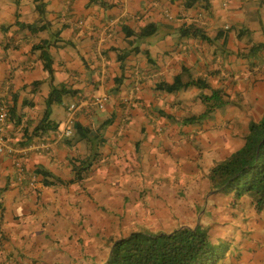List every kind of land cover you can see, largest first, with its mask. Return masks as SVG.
Wrapping results in <instances>:
<instances>
[{
	"label": "crops",
	"instance_id": "crops-1",
	"mask_svg": "<svg viewBox=\"0 0 264 264\" xmlns=\"http://www.w3.org/2000/svg\"><path fill=\"white\" fill-rule=\"evenodd\" d=\"M3 1L14 7L15 0ZM186 1L41 0L48 32H61V47L52 49L58 57L50 52L54 85L72 91L66 120L68 106L78 102L75 125L90 136L81 140L75 133L49 152L28 151L23 177L13 157L0 155V264L91 262L88 244L104 239V219L126 218L128 236L170 233L199 215L221 221L219 211L226 212L230 242L219 264H264V212L246 198L212 192L210 180L212 169L244 146L251 123L264 115V0H208L209 10L201 0L189 8ZM30 2L36 14L35 0H21L19 9L0 6L11 19L0 48L12 45L18 55L0 59V104L16 105L3 134L16 149L54 137L31 136L51 87L29 31L13 26L18 11L20 22L32 24ZM191 25L211 42L183 37L181 30ZM12 31L21 35L13 38ZM259 45L262 50L250 55ZM184 69L185 83L190 76L209 89L158 90L173 85ZM213 91H222L228 105L184 124L205 115L201 97ZM95 99H103V109ZM115 233L104 241L115 240Z\"/></svg>",
	"mask_w": 264,
	"mask_h": 264
},
{
	"label": "trees",
	"instance_id": "trees-1",
	"mask_svg": "<svg viewBox=\"0 0 264 264\" xmlns=\"http://www.w3.org/2000/svg\"><path fill=\"white\" fill-rule=\"evenodd\" d=\"M20 1L17 0V5ZM201 1L205 3L204 8L209 10L208 0ZM196 2L197 0H187L186 7H192ZM35 3L40 19L35 23L26 24L20 22V18L17 17L13 25L22 32L45 33V37L38 44L33 45L32 51L40 54V60L47 75L46 83L50 84L51 92L46 100V111L31 135L32 138L36 135H47L59 129V125L51 121L52 106L62 105L64 97L72 94V91L65 85H54V60L50 51L61 47L58 46L61 32H48L49 23L45 20L44 5L41 0H35ZM43 20H45L44 23ZM10 28H4V33L6 34ZM181 34L183 37L201 38L203 41L211 42L201 29L192 25L183 28ZM262 48V45L253 47L249 54L254 55ZM127 58L128 53L121 54L120 63L123 65ZM185 74L189 75L186 69L176 77L173 85L161 84L158 90L173 94L191 87L209 89L206 81L194 80L190 76L189 81L185 83ZM201 100L207 106L205 115L200 118L187 119L184 124H192L205 119L229 103L222 91H213L211 96H202ZM6 105L10 109L9 120L12 121L11 109H16V105L14 107L7 103ZM74 130V134L76 133L81 140L90 136V131L78 124L75 125ZM77 180H81L79 175ZM210 180L212 192L225 190L235 201L249 199L248 201L251 200L255 204L258 213L264 212V115L259 122L251 123L244 146L227 161L212 169ZM210 231H213V228H210ZM210 231L201 225H196L195 228L180 227L170 233L136 231L113 240L108 258L101 263L94 264H219L221 256L214 245L217 241H213V237L209 234Z\"/></svg>",
	"mask_w": 264,
	"mask_h": 264
},
{
	"label": "rangeland",
	"instance_id": "rangeland-1",
	"mask_svg": "<svg viewBox=\"0 0 264 264\" xmlns=\"http://www.w3.org/2000/svg\"><path fill=\"white\" fill-rule=\"evenodd\" d=\"M5 1L10 2V0H5ZM218 1H222V0H218ZM213 2H215V1L213 0ZM2 3L6 4L3 0H0V6ZM15 4H16V7L18 8L17 0H15ZM15 4H14V7H15ZM10 7H13L12 3L6 4V9H9ZM14 7H13V9H15ZM29 7L31 8L32 12L29 14L30 16L27 20H28V22L35 23L36 21H38L40 19V15L36 11H35L36 14L33 13L32 2L29 3ZM3 10L5 11V9H3ZM28 11L30 12V10H28ZM1 14H3L2 10H0V31H1V25L7 28L10 25L8 22L11 21V19L9 17L3 18V15H1ZM13 14L14 13H12V15ZM17 14H19V11L16 13V16L19 17L20 15H17ZM45 20H46V17H45ZM45 20H43V23L45 22ZM15 33H16V31H12V32L8 33V35H10V36L12 35L13 38H17L21 35V33L20 34L18 33L17 35H15ZM28 33H26V34L28 35V38H30V40L33 41V44H38L42 40V38L45 37V33H37V34H32L30 32H28ZM1 35H5V33L1 32L0 36ZM51 51L55 55V58H57L58 57L57 54L53 50H51ZM16 52L17 51H15L13 49L12 45L11 46L9 45V47H8L6 44L4 47L0 48V59L7 57L8 59L13 60L14 59L13 57L18 56ZM1 77L2 76L0 74V82L2 79ZM43 89L47 94H49L50 87L48 88L46 86ZM68 101H69V98L65 97L64 98V105L55 104L52 108L53 109V115H52V111H51V115H52L51 120L55 121L57 124L62 125L63 127L65 126V123H66V117L65 116L67 115L66 114V106H67ZM226 101H228L227 98H226ZM246 200H249V199H246ZM249 202H251V200ZM253 205H255V204L253 203ZM255 211L257 212V210H255ZM218 213H219L218 219L221 221H217L216 219H215V221L212 220L211 215L210 216L199 215L198 218H196L192 221V224H190L189 227L195 228L196 225H201L202 227L208 229V231L210 230V228H213L212 233H213V237H214L215 241H217L219 239V241L214 243V245L217 248L219 255L221 256L220 261H222V257L224 256L223 254L226 251V245H229L230 242L226 243V239H225L226 238V225H227L226 224V215H225L226 212L219 211ZM262 216L264 217V213H262ZM212 221H214V222H212ZM103 223L105 224V226H101L99 232L104 236V239L100 240V241L98 240V242H96V243L91 242L88 244L90 254L93 256L92 259L94 258L93 261L90 262V259L87 258V259H84L80 264H91L92 262L93 263H101L102 261H105L109 256L110 249H111V246L113 243V240H110L111 238L108 239V241H104V240H107L106 235H108L109 233L113 234L118 229L119 232H121L120 235H117L115 233L114 236H111V237H112V239H114V237H115V239H120L121 237L125 236V234H126L125 232H127V229H129L126 226V224L128 223V220L126 218H121L119 220H117V219H114V220L104 219ZM149 223H150V225L155 224L154 222H151V221ZM209 223H213L214 226H212V225L210 226ZM153 232H157V231H153ZM115 235H117V236H115ZM223 238L225 240H223ZM241 251L242 250H239L238 252H241ZM228 254H229V252H227L224 257H226V255H228Z\"/></svg>",
	"mask_w": 264,
	"mask_h": 264
},
{
	"label": "built area",
	"instance_id": "built-area-1",
	"mask_svg": "<svg viewBox=\"0 0 264 264\" xmlns=\"http://www.w3.org/2000/svg\"><path fill=\"white\" fill-rule=\"evenodd\" d=\"M94 102L100 109L104 108L103 99H95ZM67 109L68 116L65 126L55 131L52 139L41 140L37 144H29L22 149H16L9 143V139L6 135L3 134L9 123L10 109L5 103L0 105V155L7 153L9 156L13 157L14 164L22 177L26 174L23 160L27 157L28 151L33 150L49 152L55 143L69 139L74 135L76 114L79 109L78 102L71 104Z\"/></svg>",
	"mask_w": 264,
	"mask_h": 264
},
{
	"label": "clouds",
	"instance_id": "clouds-1",
	"mask_svg": "<svg viewBox=\"0 0 264 264\" xmlns=\"http://www.w3.org/2000/svg\"><path fill=\"white\" fill-rule=\"evenodd\" d=\"M9 124V123H8Z\"/></svg>",
	"mask_w": 264,
	"mask_h": 264
}]
</instances>
